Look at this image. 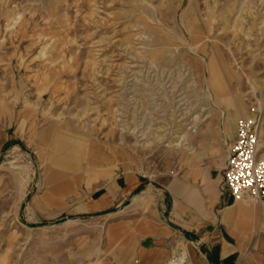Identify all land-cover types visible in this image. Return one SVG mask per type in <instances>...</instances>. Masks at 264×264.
Here are the masks:
<instances>
[{"label": "rangeland", "instance_id": "374dc122", "mask_svg": "<svg viewBox=\"0 0 264 264\" xmlns=\"http://www.w3.org/2000/svg\"><path fill=\"white\" fill-rule=\"evenodd\" d=\"M252 115L264 160V0H0V264H141L156 226L191 264L176 211L207 216Z\"/></svg>", "mask_w": 264, "mask_h": 264}, {"label": "crops", "instance_id": "0c3cea01", "mask_svg": "<svg viewBox=\"0 0 264 264\" xmlns=\"http://www.w3.org/2000/svg\"><path fill=\"white\" fill-rule=\"evenodd\" d=\"M235 137V136H234ZM209 164L208 175L220 183L219 168ZM129 182L127 181L126 184ZM115 183L106 188V196L113 195ZM138 184H134L133 188ZM219 184L218 193L206 204L212 207L207 216L177 210V222L181 236L189 243L191 264H264V200L257 202L251 210H243L230 195L227 186ZM211 192V191H209ZM104 192L95 201L90 198L87 205L99 210L105 204ZM133 196V204L138 203ZM180 212V213H179ZM174 229L156 226L138 240L135 255L141 264H167L173 252ZM183 241V240H182ZM95 253L100 249L93 246ZM184 256V255H183Z\"/></svg>", "mask_w": 264, "mask_h": 264}, {"label": "built area", "instance_id": "2783aa9c", "mask_svg": "<svg viewBox=\"0 0 264 264\" xmlns=\"http://www.w3.org/2000/svg\"><path fill=\"white\" fill-rule=\"evenodd\" d=\"M222 168V181L235 201L264 200V160L259 157L260 135L253 121H238ZM174 259V258H173Z\"/></svg>", "mask_w": 264, "mask_h": 264}, {"label": "bare ground", "instance_id": "6f19581e", "mask_svg": "<svg viewBox=\"0 0 264 264\" xmlns=\"http://www.w3.org/2000/svg\"><path fill=\"white\" fill-rule=\"evenodd\" d=\"M206 110L207 108H201V113L200 111L197 112L195 115H194V118H191L190 117H185L183 116L178 124L176 125V128L174 129L173 133H175L174 136H172L169 140H168V146H177V145H182L184 148L183 150H185L186 152H191L193 150V146H192V143H188V142H185L187 138H184L185 137V133L188 132L191 134H188L190 136H194L193 134L196 132V133H199L200 132V127H195V125L197 124V122L199 123L200 121L203 120V114L205 113L206 114ZM209 112V111H208ZM179 119V118H178ZM246 120L248 121H253L255 120L253 115L252 116H247L245 117ZM137 140H142V139H137ZM147 140H143V142H141L140 145H146V142ZM17 167V166H16ZM19 173V172H18ZM23 184L25 185L26 184V180H23ZM70 221V220H68ZM167 264H190L188 263L185 259H184V256H176V258L174 259H170L168 261Z\"/></svg>", "mask_w": 264, "mask_h": 264}]
</instances>
